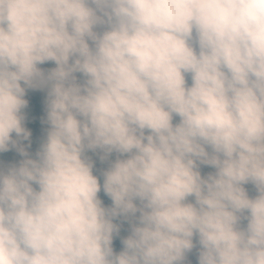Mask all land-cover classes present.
I'll return each instance as SVG.
<instances>
[{
  "label": "clouds",
  "instance_id": "obj_1",
  "mask_svg": "<svg viewBox=\"0 0 264 264\" xmlns=\"http://www.w3.org/2000/svg\"><path fill=\"white\" fill-rule=\"evenodd\" d=\"M37 87L50 127L0 167V264H183L194 236L199 264H264V0H0V153Z\"/></svg>",
  "mask_w": 264,
  "mask_h": 264
},
{
  "label": "trees",
  "instance_id": "obj_2",
  "mask_svg": "<svg viewBox=\"0 0 264 264\" xmlns=\"http://www.w3.org/2000/svg\"><path fill=\"white\" fill-rule=\"evenodd\" d=\"M39 67L47 74V72L56 67V65L54 62L48 61L39 65ZM76 75L78 77V82H82L83 77L81 74L77 73ZM186 79L190 84V76H186ZM48 91L49 89L47 87L28 88L26 90L25 99L28 101V106L22 110V114L24 115L23 126L30 132V136L27 139H24L22 137H17L15 133L12 134L13 139L17 141V144L14 146L10 145L8 151L0 153V167L6 169L11 166H18L20 161L25 159L19 151L20 148H23L28 153L29 157L33 159L37 158V153L41 149L50 127L47 122ZM178 120L179 117H175L174 123L178 122ZM86 155L93 161V172L99 177L102 185V172L106 170L109 162L116 158V153L111 154L107 161H102L100 159V156L102 155L100 150L95 152L88 151ZM200 171L202 175L206 176L208 173L214 172L215 169L211 166L201 165ZM244 187L248 191L250 197L257 194L254 185L251 183L244 185ZM98 195L103 202V206H112L111 198L103 192V189H101V192ZM189 199L191 200L193 198L190 197ZM138 215L139 213H137V216ZM134 222L136 221L133 218L125 219L122 216L114 220V223H117L120 229L118 234H114L112 245L114 252L118 253L122 250V239L130 234L131 226ZM242 225H246V221H243ZM199 250L200 248L197 250V257L190 264H199Z\"/></svg>",
  "mask_w": 264,
  "mask_h": 264
},
{
  "label": "rangeland",
  "instance_id": "obj_3",
  "mask_svg": "<svg viewBox=\"0 0 264 264\" xmlns=\"http://www.w3.org/2000/svg\"><path fill=\"white\" fill-rule=\"evenodd\" d=\"M193 243H194V247L190 252L186 253V257L185 260L183 261V264H190L197 257L198 254L197 250L198 248H200L197 236H194Z\"/></svg>",
  "mask_w": 264,
  "mask_h": 264
}]
</instances>
